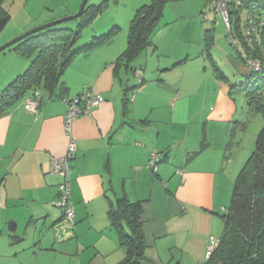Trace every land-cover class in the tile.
<instances>
[{
    "label": "crops",
    "instance_id": "0c3cea01",
    "mask_svg": "<svg viewBox=\"0 0 264 264\" xmlns=\"http://www.w3.org/2000/svg\"><path fill=\"white\" fill-rule=\"evenodd\" d=\"M173 23L164 22L153 36L145 68L135 69L143 73L136 84L129 69L116 73L128 43V34H117L72 61L63 75L67 94L41 91L37 113L21 102L0 115V264H125L126 250L109 218L120 198L141 205L149 245L141 264L206 262L212 240L224 232L229 186L241 170L237 176L231 171V114L196 106L208 71L191 51L179 53L168 31ZM155 54L159 60L150 67ZM18 55L20 68L7 81L29 64ZM86 89L104 102L74 123L78 147L69 179L75 225L66 227L54 206L62 180L50 167L67 150L66 100ZM152 154L159 156L157 172L149 167Z\"/></svg>",
    "mask_w": 264,
    "mask_h": 264
},
{
    "label": "trees",
    "instance_id": "16d2710c",
    "mask_svg": "<svg viewBox=\"0 0 264 264\" xmlns=\"http://www.w3.org/2000/svg\"><path fill=\"white\" fill-rule=\"evenodd\" d=\"M172 1L174 0H153L152 4L137 9L129 25L127 48L115 63L116 73L122 68H127L136 75L138 70L133 69L132 64L152 45V38L160 29L164 9ZM209 1L211 3L212 0ZM243 2L244 10L255 15H264L261 13L264 11V0ZM4 3L5 0H0V35L11 20ZM106 6L105 4L99 7L87 6L83 15L78 18L80 24L77 31L56 26L19 43L17 52L29 62V66L23 75L18 76L0 91V115L21 102L25 105L26 100L32 98L36 92L41 94V91H44L58 97L67 94V88L61 79L72 61L77 56L106 44L118 34L119 28L115 27L109 33L94 37L90 43L76 48L81 31L89 25L92 18L102 13ZM232 16H235L233 30L238 31L241 29L239 18L243 17V12L232 11ZM242 26L244 27V21ZM263 36L264 27L261 46L251 44L249 41L246 43L245 40L243 46L241 45L250 57L262 61V65H264ZM238 37H241V32ZM205 40L206 48L203 54L213 61L209 50L213 40L210 30L206 32ZM213 67L219 78L226 79L215 63ZM139 72L140 76L136 77L141 80L143 73L141 70ZM256 75L264 78V74ZM82 94L83 92L77 96ZM74 98L67 99L66 102ZM247 98L250 104L257 103V109L264 112V93L247 91ZM109 218L119 237L120 245L126 250L124 263L141 264L149 245L141 221L140 203H131L126 198H120L110 206ZM222 220L224 232L219 239L220 244L204 264H264V128L257 137L256 151L235 180L230 205Z\"/></svg>",
    "mask_w": 264,
    "mask_h": 264
},
{
    "label": "rangeland",
    "instance_id": "374dc122",
    "mask_svg": "<svg viewBox=\"0 0 264 264\" xmlns=\"http://www.w3.org/2000/svg\"><path fill=\"white\" fill-rule=\"evenodd\" d=\"M82 2L83 0H5L4 8L10 14L11 20L0 35V47L36 28L76 15ZM152 2L153 0H89L88 7H99L102 4L107 6L102 13L92 18L89 25L81 31L76 48L90 43L94 37L109 33L115 27L119 28L118 35L127 36L128 27L137 8L150 5ZM261 13L264 14V11ZM232 18L234 22L235 16ZM243 19L242 16L239 18L241 29L233 30L232 22L231 30L232 36L240 45L244 40L246 43L248 41L251 43L242 26ZM172 21L174 23L169 26L168 31L175 39L174 43H177L179 53L185 54L191 51L194 58L199 57L196 62L204 64L208 71L199 82V86L204 84L199 89L198 102L201 104L194 105L202 106L198 107L202 112L206 111L207 108L210 111L216 108H224L231 114V137L228 142V152L233 161L231 171L237 176L236 168L241 170L256 151L257 137L264 128L263 110L257 109L258 106L255 102L250 104V100L247 98V91L254 90L257 94L264 93V78L253 74L252 69L244 62L239 49L231 42L230 33L221 16L213 11L209 0H174L168 3L164 9L161 24ZM79 24L80 20L76 19L64 22L58 27L77 31ZM207 28L211 31L213 39L209 49L213 61L199 56L202 50L206 48L204 34L207 32ZM25 29L27 31L21 33ZM94 31L101 34L94 36ZM240 32L241 37H238ZM179 38L182 41H179ZM18 48L19 44H16L0 54V91L4 90L18 76L23 75L29 66L28 64L26 69L11 81H7L10 74L20 68V64L14 60V56L18 55ZM18 57L20 58L19 55ZM145 60L146 51L132 64V68H145ZM158 60L157 54H155V58L150 59L149 66L156 65ZM196 62H191L192 64L189 65L194 66L196 64L193 63ZM214 63L226 79L219 78V74L214 71ZM127 77L132 84H136L138 78L135 79L134 72L129 71ZM64 78L61 79L62 83ZM248 87H250L249 90ZM234 184L235 181L233 180L229 186V202Z\"/></svg>",
    "mask_w": 264,
    "mask_h": 264
},
{
    "label": "built area",
    "instance_id": "2783aa9c",
    "mask_svg": "<svg viewBox=\"0 0 264 264\" xmlns=\"http://www.w3.org/2000/svg\"><path fill=\"white\" fill-rule=\"evenodd\" d=\"M212 9L221 16L223 23L230 33L231 42L236 46L244 62L252 69L253 73L264 74V65L262 61L250 57L242 48V46L232 36V11L243 12L244 29L249 37L251 44L262 45V31L264 27V15H255L248 10H244L243 0H212ZM250 43V42H249ZM263 51V50H262ZM136 76H140V72H136ZM133 100V99H131ZM104 99L96 95L92 90L86 89L81 96H77L70 102H66L67 112L64 117V130L68 138L67 150L64 156L52 159L50 173L61 178L62 182L58 186V200L54 206L63 211V224L66 227H74L75 211L72 206L71 182L69 179L71 171V162L77 154V140L73 135L74 123L81 117H90L93 111L98 108ZM41 94L36 92L32 98L25 102V109L32 113H37L40 108ZM158 155L152 154L149 167L157 172ZM220 244V240L214 238L207 250L206 260H209L214 251Z\"/></svg>",
    "mask_w": 264,
    "mask_h": 264
},
{
    "label": "water",
    "instance_id": "95a60500",
    "mask_svg": "<svg viewBox=\"0 0 264 264\" xmlns=\"http://www.w3.org/2000/svg\"><path fill=\"white\" fill-rule=\"evenodd\" d=\"M88 2H89V0H83L82 5L80 7V10H79V12L76 15L68 17V18H64V19H61V20H58L56 22L50 23L48 25H45V26H42V27H39V28H36V29H34L32 31H29L28 33H25L24 35L14 39L13 41L5 44L4 46L0 47V54L5 52L6 50H8L10 47L21 43L22 41H24L25 39H27V38H29L31 36H34V35H36L38 33H41L43 31L49 30L51 28H54V27H56V26H58V25H60V24H62L64 22H67V21H70V20H76V19L80 18L83 15V13L85 12V10H86V8L88 6ZM167 154H169V153H167ZM15 226L16 225L14 223L13 224L11 223L9 225V230H11L12 232H15Z\"/></svg>",
    "mask_w": 264,
    "mask_h": 264
}]
</instances>
